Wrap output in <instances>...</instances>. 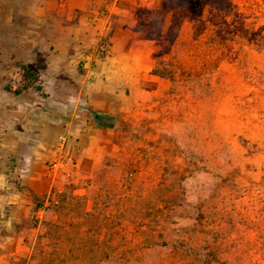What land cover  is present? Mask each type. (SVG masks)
<instances>
[{
  "label": "rangeland",
  "instance_id": "obj_1",
  "mask_svg": "<svg viewBox=\"0 0 264 264\" xmlns=\"http://www.w3.org/2000/svg\"><path fill=\"white\" fill-rule=\"evenodd\" d=\"M14 1L19 29L22 5L31 0ZM187 1L108 0L90 9L106 20L93 22L100 25L97 42L106 35L112 46V33L121 28L149 50L142 62L151 68L140 79L148 96L125 118L97 121L107 125L100 160L90 164L72 154L74 170L51 179L47 195L32 199L8 175L14 160L0 154L7 181L0 186V264H123L120 251L105 249L186 241L197 219L231 250L248 251L257 226L264 229V220L258 225L264 215V0H233L231 12L222 14L243 19L252 36L227 38L214 49L193 39L189 21L172 19L175 5ZM213 1H196V11L208 14ZM22 67L15 64L6 75L10 93L40 88L34 73L31 80L23 72L19 82L13 79V69ZM70 191L82 199L67 206L63 196ZM14 192L24 196L22 209L8 202ZM134 213L145 222H127ZM165 249L152 247L141 258L159 261Z\"/></svg>",
  "mask_w": 264,
  "mask_h": 264
},
{
  "label": "crops",
  "instance_id": "obj_2",
  "mask_svg": "<svg viewBox=\"0 0 264 264\" xmlns=\"http://www.w3.org/2000/svg\"><path fill=\"white\" fill-rule=\"evenodd\" d=\"M107 1L31 0L22 5L19 29V6L0 1V154L14 160L8 175L15 174L36 196L51 190L47 164L59 135L70 137L69 151L81 162L93 164L107 146V127L97 121L125 118L133 103L148 96L140 79L151 68L142 62L150 52L131 31L114 30L106 60L93 54L100 26L93 22L106 20L90 9ZM15 64L34 73L39 91L9 92L6 75ZM6 182L0 174V186ZM23 197L14 192L8 202L19 210Z\"/></svg>",
  "mask_w": 264,
  "mask_h": 264
},
{
  "label": "trees",
  "instance_id": "obj_3",
  "mask_svg": "<svg viewBox=\"0 0 264 264\" xmlns=\"http://www.w3.org/2000/svg\"><path fill=\"white\" fill-rule=\"evenodd\" d=\"M196 1L198 2L201 0H188L187 4L183 7L181 5H175L176 8L178 7V11L172 18L175 20V24L179 25L186 20L189 21L192 27V37L196 42H202L204 39L207 48L214 49L217 48V45L223 44L227 38H234L237 36L245 40L248 34L252 36L250 33L251 29L247 27L243 19L236 18V20H233L225 16L233 9V0H214L213 3H211L208 14L196 11ZM165 5L164 3V7ZM222 12H225V15L222 14ZM157 36L159 39L163 38L162 35ZM155 71L157 72V70ZM22 72L24 78L29 80L34 78L33 73L29 72L25 67H22ZM174 74L173 72L169 73L171 80L175 78ZM183 74L188 75L189 73L182 72L181 75ZM36 90L39 91L40 88H36ZM18 92L19 91H15V93ZM262 183H264V179ZM28 193L32 199L36 197L33 192L28 191ZM76 199L82 198L77 197V195H74L73 192L70 191L68 195L63 196V203L68 206ZM130 199L131 198L127 196L124 200L133 206ZM143 206L145 207L144 204ZM84 215L89 216L88 211H85ZM125 217L127 222L136 223L145 222L144 218L146 216L141 215V213H134V215L128 214ZM155 218L156 217H153L152 219ZM262 220H264V215L261 216V218L259 217L258 225ZM194 221L196 222V220ZM197 222L195 227L191 229L190 235L186 241L182 239L174 240L172 243L164 241L162 245H158V243L155 242H144L138 245L128 242L120 249L113 246L107 247L105 253L114 255L116 252L120 251L121 255L124 257L123 264H264V229L257 226L255 239L251 245L247 247L248 249L246 248L248 251H245V249L242 250V247H235L231 250L224 243V238H215L216 232L213 229L202 225L200 219H197ZM136 232L137 230L135 233ZM151 237V235H148L147 238ZM152 247L154 249L166 247L167 257L159 259V261L142 259L141 257Z\"/></svg>",
  "mask_w": 264,
  "mask_h": 264
},
{
  "label": "built area",
  "instance_id": "obj_4",
  "mask_svg": "<svg viewBox=\"0 0 264 264\" xmlns=\"http://www.w3.org/2000/svg\"><path fill=\"white\" fill-rule=\"evenodd\" d=\"M110 39L106 35H101L93 54L98 58L105 60L110 52ZM13 79L19 82L22 71L19 68H14ZM17 77V78H16ZM70 137L66 134L58 136L54 147L52 148V159L48 163L47 173L51 179L64 177L72 172L75 168V160L72 153L69 151Z\"/></svg>",
  "mask_w": 264,
  "mask_h": 264
}]
</instances>
